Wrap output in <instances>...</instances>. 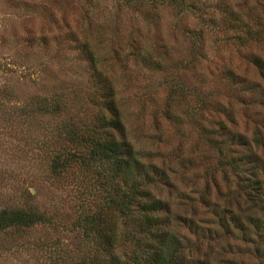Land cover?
<instances>
[{
    "label": "rangeland",
    "instance_id": "obj_1",
    "mask_svg": "<svg viewBox=\"0 0 264 264\" xmlns=\"http://www.w3.org/2000/svg\"><path fill=\"white\" fill-rule=\"evenodd\" d=\"M141 1L144 5L123 6L119 0H0V209L32 207L53 222L0 237V264H56L57 257L83 249L77 221L86 200L79 191L84 184L75 175L61 178L50 170V153L62 145L52 136L58 115L31 116L22 109L33 99H48L67 104L73 116H91L93 69L86 51L100 57L102 73H111L128 139L146 163L168 178L170 187H160L158 197L170 204L171 217L192 221L199 230L195 238L190 227L176 225L190 240H198L193 264H264V229L259 236L232 222L233 214L249 213L248 199L234 172L218 165L212 137L205 132L222 135L221 124L250 140L256 127L264 132L257 89L261 79L247 59L256 55L264 60V0H227L240 5L243 19H260L263 26L256 29H263L262 38L240 49L230 44L232 34L226 37L228 44L220 42V33L210 32L196 56L197 41L190 32H201L200 19L209 18L202 14L203 5L213 13L220 1L190 0L203 8L192 14L181 6ZM135 46L162 60L164 69L136 60ZM228 71L240 86L230 84ZM175 84L192 89L193 95L171 97ZM206 96L224 110L200 109L198 101ZM169 109L174 116L168 117ZM263 150L257 148L264 158ZM245 152L239 146L235 154ZM222 217L228 232L217 223Z\"/></svg>",
    "mask_w": 264,
    "mask_h": 264
},
{
    "label": "trees",
    "instance_id": "obj_2",
    "mask_svg": "<svg viewBox=\"0 0 264 264\" xmlns=\"http://www.w3.org/2000/svg\"><path fill=\"white\" fill-rule=\"evenodd\" d=\"M119 1L124 2L123 6L133 2L134 5H144L141 0ZM217 1L220 3L214 7L215 10L212 9L213 13H210L209 5H203L207 9L202 14L209 17L204 21L200 19L204 24L201 31L204 35L201 32H190L197 41L193 49L195 56L204 51V36L210 32L220 33L223 36L221 43H228L229 38L226 37L232 34V43H229L240 49L248 48L252 41L262 38L263 29H256V26H263L260 19L252 15L243 19L238 13L240 5L228 4L227 0ZM153 2L181 6L182 10L191 14L203 9L197 8L190 0ZM133 43L137 45L136 40ZM134 49L132 56L146 67H162V60L154 59L148 49L137 46ZM86 52L93 69V91L87 106L92 112L91 116H73L67 104L64 106L48 99H33L22 109L31 116L58 115L55 118L59 119V123L53 126L52 136L62 141V145L50 153V170L61 178L69 173L75 175V179L84 184L82 188L79 187V191L86 200L77 221V228L84 240L83 249L78 255L67 254L61 259L57 257L56 264H193L191 254L197 250L194 245H198V240H190L176 225L190 227L195 238L200 237L199 230L193 229L192 221L180 216L171 217L170 204L158 197L160 187H170L168 178L163 177L156 165L146 163L128 139L118 89L112 81L111 73L101 72L98 65L100 57L95 52ZM247 59L260 75L261 83L257 89L261 91L259 100L264 106V60L256 55H250ZM225 76L235 87L242 84L232 71L226 72ZM187 92L192 93V89L187 91L175 84L170 95L185 99ZM179 102L181 100L176 101ZM198 105L202 110H219L221 106L213 105L208 96L199 99ZM167 114L168 117L174 116L170 109ZM220 129L224 134L211 129L205 132L212 137L209 138L217 153L218 165L234 172L240 181L237 182L241 194L243 192L248 199L246 206L249 213L243 215L245 211H241L233 214L232 222L236 227L240 226L242 232L253 230L261 236L264 229V158L257 148H264V132L256 127L250 140L247 135L223 124ZM216 135L226 139L220 141ZM219 144L221 147L217 148ZM239 146L245 147L246 152L237 156L235 152ZM238 206L241 205L238 203ZM241 218L247 222L242 223ZM224 221L225 217H222L217 223L228 232L231 229ZM51 222L46 213L32 207L1 208L0 237L9 233L20 235L43 225H52ZM198 264L208 262L198 261Z\"/></svg>",
    "mask_w": 264,
    "mask_h": 264
}]
</instances>
